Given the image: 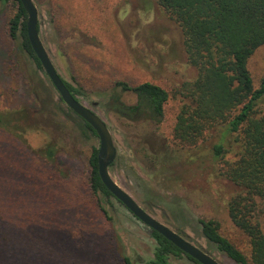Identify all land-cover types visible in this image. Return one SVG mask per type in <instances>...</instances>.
Returning <instances> with one entry per match:
<instances>
[{
    "label": "rangeland",
    "instance_id": "rangeland-1",
    "mask_svg": "<svg viewBox=\"0 0 264 264\" xmlns=\"http://www.w3.org/2000/svg\"><path fill=\"white\" fill-rule=\"evenodd\" d=\"M31 1L37 11L39 39L57 74L89 98L90 102L77 96L111 134L120 157L117 166L109 168L113 181L174 232L182 216L167 207L179 199L190 226L183 230L186 239L218 263L234 264L208 250L191 232L197 219L214 220L224 236L246 250L245 239L232 226L226 208L236 189L217 175L219 163L213 164L211 146L217 142V132L206 134L197 147L185 151L182 166L170 165L162 173L151 160L150 146L144 149L135 139L147 134L151 143L170 142L179 106L172 91L196 78V70L186 62L176 23L156 0ZM16 9L11 0L0 1V112L28 114L27 122L37 131L22 127L25 134L16 139L0 130V207L11 209L7 241L20 255L13 264H123L125 257L151 259L155 241L143 225L114 199L105 204V214L91 193L88 159L99 141L91 134L81 135L79 122L66 112L46 75L22 51L20 41L10 37L9 20ZM247 70L257 88L264 75V45L248 59ZM144 82L170 95L158 127L149 125L143 132L97 104L107 101L117 83L132 88ZM40 92L46 94L47 115L37 102ZM115 92L124 104H135L133 93L120 88ZM258 109L264 112V103ZM47 139L59 146L52 163L37 156ZM233 155L228 153L226 160ZM150 194L160 202L152 211L143 204ZM260 221L264 229V213ZM169 260L195 264L185 257Z\"/></svg>",
    "mask_w": 264,
    "mask_h": 264
},
{
    "label": "trees",
    "instance_id": "trees-1",
    "mask_svg": "<svg viewBox=\"0 0 264 264\" xmlns=\"http://www.w3.org/2000/svg\"><path fill=\"white\" fill-rule=\"evenodd\" d=\"M0 1L5 4L9 0ZM11 1L17 9L9 20V35L20 41L22 51L33 61L37 70L43 71L27 39L26 13L19 0ZM156 2L176 23L186 62L196 70V78L172 91V97L179 106L170 142L151 143L147 134L143 138L135 136V139L144 149L150 146L151 160L162 173L170 165L172 168L182 166L185 151L197 147L206 134L217 132V142L211 146L213 164L219 163L217 175L236 189L226 208L232 226L245 239L246 250H241L224 236L214 220L197 219L195 229H191V232L205 242L208 250L226 257L234 264H264V229L260 221L264 213V112L258 109L264 103V75L255 88L247 70L248 59L264 45V0ZM62 81L75 99L81 96L89 101L79 89ZM117 88H120V92L133 93L135 104H124L115 92ZM169 98L166 90L150 82L132 88L117 83L107 101L97 104L106 113H112L129 126L144 132L149 125L158 127L161 124ZM37 102L47 115L49 106L46 104V94L40 92ZM59 102L62 103L60 99ZM65 109L79 122L81 135L96 137L86 123L66 106ZM18 114L21 113L0 112V130L16 139H21L25 134L21 133L23 129L37 131L32 123L27 122L28 114ZM20 121L23 124L19 125ZM97 149H91L88 159L89 188L99 199L101 210L107 214L105 204L109 205L113 197L98 176ZM230 152H234V155L226 160ZM37 154L43 162L52 163L59 154V146L56 141L47 139ZM119 160L117 156L110 168L116 167ZM143 204L152 211L160 202L154 194H150ZM167 208L173 215L176 211L182 216V223H178L175 233L186 239L183 230L190 229V226L182 202L176 198ZM13 213L17 214V211ZM11 216V209L0 207V264H13L15 258H20L18 248L12 247L7 241ZM149 234L155 241L153 257L149 260L125 257L123 264H171L170 257H185L197 264L158 233L151 231Z\"/></svg>",
    "mask_w": 264,
    "mask_h": 264
},
{
    "label": "water",
    "instance_id": "water-1",
    "mask_svg": "<svg viewBox=\"0 0 264 264\" xmlns=\"http://www.w3.org/2000/svg\"><path fill=\"white\" fill-rule=\"evenodd\" d=\"M19 2L26 13V35L29 45L44 74L56 90L60 101L94 131L99 141L96 154L97 173L108 193L113 199L120 203L135 220L142 224L146 231L149 233L151 231L158 233L197 264H220L213 259L208 252H205L202 248H198L187 239L177 235L168 226L153 218L113 181L109 174V168L116 160L117 150L108 128L94 111L85 107L75 99L65 87L39 39L37 32V11L33 2L31 0H19Z\"/></svg>",
    "mask_w": 264,
    "mask_h": 264
},
{
    "label": "flooded vegetation",
    "instance_id": "flooded-vegetation-1",
    "mask_svg": "<svg viewBox=\"0 0 264 264\" xmlns=\"http://www.w3.org/2000/svg\"><path fill=\"white\" fill-rule=\"evenodd\" d=\"M123 207V206H122Z\"/></svg>",
    "mask_w": 264,
    "mask_h": 264
}]
</instances>
